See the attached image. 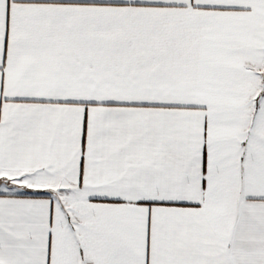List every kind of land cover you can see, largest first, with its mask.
Here are the masks:
<instances>
[{"label":"snow or ice","instance_id":"6c2138e0","mask_svg":"<svg viewBox=\"0 0 264 264\" xmlns=\"http://www.w3.org/2000/svg\"><path fill=\"white\" fill-rule=\"evenodd\" d=\"M0 264H264V0H0Z\"/></svg>","mask_w":264,"mask_h":264}]
</instances>
